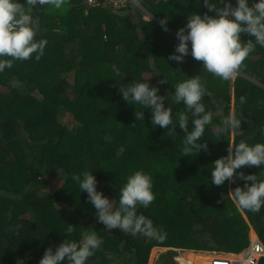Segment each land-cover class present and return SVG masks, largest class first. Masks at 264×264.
Listing matches in <instances>:
<instances>
[{
    "label": "trees",
    "instance_id": "1",
    "mask_svg": "<svg viewBox=\"0 0 264 264\" xmlns=\"http://www.w3.org/2000/svg\"><path fill=\"white\" fill-rule=\"evenodd\" d=\"M230 2L235 6L236 0ZM67 7L66 13L50 6L32 9L35 39L48 41L44 55L36 61L33 54L0 72V264H38L46 248L64 239L79 242L89 229L103 243L87 264H147L154 248L166 249L155 264L178 263L174 249L188 251L182 257L187 264H231L248 246L250 227L264 247V207L258 213L241 211L227 196L244 181L217 187L210 179L213 161L226 156L229 145L264 143L259 131L264 128V48L256 46L234 80L221 81L191 55L183 64L167 59L188 14L207 11L203 0H142L147 21L131 0L120 8L112 1L86 7L83 0H69ZM165 13L167 32L158 23ZM250 38L241 34L242 41ZM196 75L213 93L203 100L212 113L202 138L208 153L181 156L184 134L178 125L172 136L151 125V110L126 103L119 88L146 81L158 87L175 119L185 108L172 102L174 87ZM164 77L168 83L158 84ZM233 108L242 132L218 138L214 125ZM135 111L144 112V121L135 120ZM85 170L114 208L128 175L149 174L156 199L148 208L138 206L137 214L149 218L166 239L159 243L119 229L106 231L87 194L71 179ZM237 171L264 177V166ZM68 224L75 231L65 236ZM256 264H264V257Z\"/></svg>",
    "mask_w": 264,
    "mask_h": 264
},
{
    "label": "clouds",
    "instance_id": "2",
    "mask_svg": "<svg viewBox=\"0 0 264 264\" xmlns=\"http://www.w3.org/2000/svg\"><path fill=\"white\" fill-rule=\"evenodd\" d=\"M83 2L86 7H90L85 0ZM131 3L135 8H142V0H131ZM68 5L69 0H24V3L18 0H0V72L13 68L16 61L32 59L33 54L36 61L44 55L48 41L35 39L36 28L33 25L32 9L50 6L66 13ZM203 7L207 9L203 15L189 13L186 24L176 31L178 43L167 59L183 64L185 57L191 55L195 61L200 62L203 70L212 76L221 81L234 80L245 67V60L256 50V46L264 48V0H255L251 6L249 0H236L235 6L230 0H203ZM210 12L215 15L210 16ZM151 19L152 17L150 21ZM169 20L170 17L165 13L158 21L165 32L169 31L166 27ZM241 34L251 38L242 41ZM176 71L179 72L178 69ZM157 83L167 84L168 81L164 77ZM158 91V87L150 86L147 81L132 82L119 88V93L126 103L138 104L143 109L151 110V125L167 129L166 134L169 136L175 134L178 125L184 134L181 156H196L202 150L208 153V144L202 142V138L206 126L212 124V113L206 111L203 100L205 95L212 98L213 93L204 87L200 76H193L175 85L172 102L182 103L185 108V111L175 113V119L173 109L165 107V96L158 95ZM239 102L241 105L245 104L246 96L241 95ZM260 106L258 103V107ZM134 115L135 120L144 121L143 111H135ZM241 121L233 108L219 124L214 125V134L218 138L225 134L234 137L242 132ZM259 131L264 135V128ZM212 164V185L220 187L225 181L230 184H234L237 179L244 181L243 187L232 188L227 194L237 209L258 213L264 207V177L237 171L244 167L264 166V143H233L228 146L227 155L216 159ZM71 179L78 184L80 192L87 194V200L96 210L97 222L102 224L106 231L119 229L127 235L139 234L159 243L166 239V235L158 230L149 218L137 214L138 206L148 208L156 199L152 191V177L149 174L137 170L127 176L126 182L119 190L116 208L113 207V200L110 201L102 192L97 191V180L92 172L85 170L80 174L74 173ZM74 231V225L68 224L65 236H70ZM102 243L96 231L89 229L83 233L79 242L64 239L54 249L46 248L38 264H87Z\"/></svg>",
    "mask_w": 264,
    "mask_h": 264
},
{
    "label": "built area",
    "instance_id": "3",
    "mask_svg": "<svg viewBox=\"0 0 264 264\" xmlns=\"http://www.w3.org/2000/svg\"><path fill=\"white\" fill-rule=\"evenodd\" d=\"M85 1L89 6L93 7V6H98L100 1H111V0H85ZM125 2L121 6H124ZM235 255L237 256V258H235V261L232 262L231 264H256L259 258L264 257L263 244L261 243L258 236L251 227L249 232L248 246L243 251ZM216 264H228V263L216 262Z\"/></svg>",
    "mask_w": 264,
    "mask_h": 264
},
{
    "label": "rangeland",
    "instance_id": "4",
    "mask_svg": "<svg viewBox=\"0 0 264 264\" xmlns=\"http://www.w3.org/2000/svg\"><path fill=\"white\" fill-rule=\"evenodd\" d=\"M111 1H113V5L115 6V7H123V6H121V5H123V3L125 2V1H127V0H111ZM119 7V8H120ZM140 10H142V12H143V16L141 17L143 20H148L147 19V16H145V12H144V10L142 9V8H140ZM139 10V11H140ZM134 14H132V16H133ZM66 121H67V119H65L64 118V123H66ZM48 190H53V188H51V187H49V189ZM46 191V190H45ZM174 251H175V253H176V255H175V257L178 259V260H181L180 258H182L183 257V255H184V253H186L187 251H185V250H180V249H174ZM163 253V249L162 248H160V250L159 249H152L151 250V252H150V255H149V259H148V262H147V264H155V261H156V257L158 256V255H161ZM174 257V258H175ZM151 261H152V263H151ZM176 264H178V263H176Z\"/></svg>",
    "mask_w": 264,
    "mask_h": 264
},
{
    "label": "crops",
    "instance_id": "5",
    "mask_svg": "<svg viewBox=\"0 0 264 264\" xmlns=\"http://www.w3.org/2000/svg\"><path fill=\"white\" fill-rule=\"evenodd\" d=\"M154 249H156V248H154ZM157 249H159L160 250V248H157ZM163 249V252L166 250V249H164V248H162ZM185 251H187V250H185ZM188 252V251H187ZM189 252H192V253H195V252H197V253H199V251H189ZM203 252V251H202ZM207 254H212V253H208V252H206ZM216 254V253H215ZM226 254H231V253H226ZM159 256V255H158ZM158 256L156 257V259L158 258ZM181 260H179V262H178V264H187V262L186 261H182V258H180ZM151 263H152V261H151ZM190 264H192L191 262H190Z\"/></svg>",
    "mask_w": 264,
    "mask_h": 264
}]
</instances>
